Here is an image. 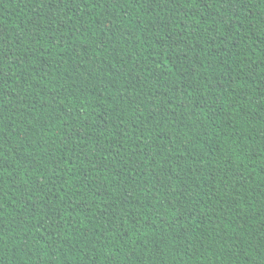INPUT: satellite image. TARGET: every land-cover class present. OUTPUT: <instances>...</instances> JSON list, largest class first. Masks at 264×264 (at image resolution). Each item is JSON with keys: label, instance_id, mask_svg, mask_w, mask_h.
Returning a JSON list of instances; mask_svg holds the SVG:
<instances>
[{"label": "trees", "instance_id": "obj_1", "mask_svg": "<svg viewBox=\"0 0 264 264\" xmlns=\"http://www.w3.org/2000/svg\"><path fill=\"white\" fill-rule=\"evenodd\" d=\"M0 264H264V0H0Z\"/></svg>", "mask_w": 264, "mask_h": 264}]
</instances>
